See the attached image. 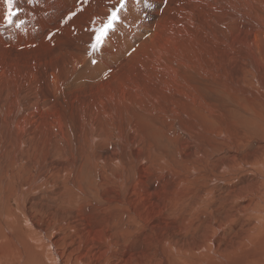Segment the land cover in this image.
<instances>
[{"label": "bare ground", "instance_id": "bare-ground-1", "mask_svg": "<svg viewBox=\"0 0 264 264\" xmlns=\"http://www.w3.org/2000/svg\"><path fill=\"white\" fill-rule=\"evenodd\" d=\"M114 6L0 0V172L69 177L63 253L9 214L14 263L264 264V0H128L93 51Z\"/></svg>", "mask_w": 264, "mask_h": 264}, {"label": "rangeland", "instance_id": "rangeland-1", "mask_svg": "<svg viewBox=\"0 0 264 264\" xmlns=\"http://www.w3.org/2000/svg\"><path fill=\"white\" fill-rule=\"evenodd\" d=\"M31 18L32 17L30 16L29 19H31ZM0 112H1V110H0ZM6 143L9 144L11 142H10V140H7ZM2 153L3 152L1 150L0 151V163H1V161H4V166L6 167L7 164H9L10 161H12V160L9 157L4 159L2 157ZM42 161L43 160L41 159L40 163H43ZM14 164H15V166H14L15 168H13V169L16 170V169L21 168V167H18L19 166L18 164H16V163H14ZM0 165H1V168H4L2 163ZM1 168H0V170L2 171ZM23 170L22 171L16 170L12 174H10V173L2 174L0 172V175H1L0 178H3V179H0V220L2 222V226L3 225H8L9 222L12 223L11 215H9V214H12L13 215L12 217L14 218V223L17 224V228H16L17 231H20L22 233L24 228H26V229H27V227L30 228V230H29V232H30L29 233V239H30L29 242L32 243V245H33V246L31 245V248L33 247V249L35 251L40 252L42 248L40 246H38V243H40V239L43 238V236H44V238L46 237L45 238L46 241L44 240V242L47 243V242H49V239H52V238L56 237L57 233H59L58 236L59 235L61 236L60 233H63V205L65 204L66 196L69 193V188H67V186H66V184L69 183V182L65 181V180H67L69 177L63 171L59 172V173H55L57 175H55V174L52 175V173L49 170H46V171L44 170L43 173H41L40 175L39 174H35L33 176H30V174L28 172H25ZM6 174H7V176H6ZM14 174L15 175L17 174V175L14 176ZM19 174L21 175V178H20ZM8 176H10V179L8 178ZM11 176H14V177L12 178ZM28 177H30V178H28ZM37 177H38V179H37ZM33 178H35V179H33ZM12 180H15L16 182L14 181L15 183L14 182L11 183ZM31 180H32V182H31ZM49 180H50V182H49ZM63 180H64V182H63ZM6 182L8 184H6ZM9 182H10V184H9ZM51 182H53V183H51ZM14 186H16V187H14ZM7 189H8V192L5 195L7 197L6 198V197H4L2 195V192H5V190H7ZM24 190H25V192H24ZM65 190H67V191H65ZM19 192H20L21 196H19ZM8 194L9 195L11 194V195L9 196ZM25 194H26V196H25ZM32 197H36L37 200H38L37 202H34L33 204L41 206L40 210H37L36 208L34 209L35 219L41 220L42 221L41 223L43 225H47L48 224V226H49L48 229H47L48 232L45 235L44 234L42 235V233H40L41 232L40 230H37V229L34 230V228L30 225V223H28L29 221H28L27 216L25 214H22V212H23L22 207L24 206L25 203L31 202L30 199ZM20 201L23 204H21ZM40 201H42V202H40ZM18 202H19V204H18ZM204 208L207 209L208 207H204ZM9 210H11V211H9ZM7 211H8V213H6ZM21 216L23 218H21ZM7 217H8V219L10 218L9 219L10 221L7 219ZM18 226H20L21 228H18ZM2 232L7 234V235L10 234L9 230H7L6 227L2 228ZM0 234H1V232H0ZM38 234H40V235H38ZM30 235H33L35 237V239H31ZM38 236L41 237V238L38 239ZM1 240L2 241H0V264H3V262L1 261V258L3 256H5V255H8L10 253V251H12V254L10 253L11 254V255L9 254L10 256L9 255L6 256L7 257V262H8V263L6 262V264H15L14 260L16 259L17 256H19V257H17L18 260L16 259V262L21 260V259H23L22 258V254L19 255V253H18L19 249H16L15 250L16 253H15V251L9 249V247H5V246H8V244L5 242L4 239H1ZM34 240L37 243L34 242ZM10 243H13V242L9 241V244ZM18 245H19V243H18ZM21 245L23 246V249H24V244L22 243ZM34 246H35V248H34ZM58 246L59 247H57V248L59 250H61V252L63 253V234L61 236V239H60V242H59ZM3 247H4V249H3ZM7 250H8V252H7ZM20 250H21V248H20ZM20 250H19V252H20ZM49 250H50V248H49ZM16 254H18V255H16ZM62 256H63V254H62ZM47 260L49 261V259H47ZM22 261L24 262L25 259H23Z\"/></svg>", "mask_w": 264, "mask_h": 264}, {"label": "snow or ice", "instance_id": "snow-or-ice-1", "mask_svg": "<svg viewBox=\"0 0 264 264\" xmlns=\"http://www.w3.org/2000/svg\"><path fill=\"white\" fill-rule=\"evenodd\" d=\"M136 2L140 3V0H136ZM5 3L7 5L6 19L7 22L11 24L13 23V17L17 16L21 9L16 7V0H5ZM127 3L128 0H118L119 6H114L111 14L107 17L106 22L102 23L99 28L95 29V42L91 45L93 51H99L103 47L109 34L115 31L116 25L121 23L123 19H126V17H122L120 13L122 11H127ZM75 15V12L70 13L67 19L70 20ZM22 24L23 21L21 20L16 26L20 27ZM49 39H51V37H49ZM92 62L96 63L95 60Z\"/></svg>", "mask_w": 264, "mask_h": 264}]
</instances>
